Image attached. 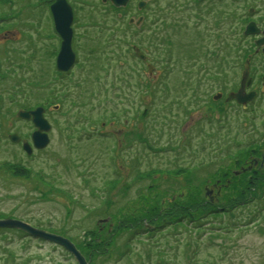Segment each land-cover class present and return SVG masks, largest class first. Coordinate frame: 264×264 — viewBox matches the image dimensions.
<instances>
[{"label": "rangeland", "instance_id": "rangeland-1", "mask_svg": "<svg viewBox=\"0 0 264 264\" xmlns=\"http://www.w3.org/2000/svg\"><path fill=\"white\" fill-rule=\"evenodd\" d=\"M47 1L0 0L7 127L26 100L32 108L49 98L53 103L44 115L52 125L45 150L26 156L17 146H0V163L19 162L46 180L0 170V219L69 239L88 264H264V213L258 225H249L264 208V59L247 66L249 59L237 58L238 47L253 45V39L239 38L254 21L248 11L257 6L263 14L264 0L231 2L228 41L210 44L208 63L205 56L189 58L193 48L186 43L162 44L154 60L157 72L167 70L161 80L166 88L149 81L133 52H145L146 36L143 26L129 28L128 20H137V1L146 0H130L119 11L102 0H67L78 60L69 74L55 68L60 41ZM10 37L15 43L5 41ZM33 46L37 58L15 53L23 49L29 56ZM219 59L227 75L222 80L211 76L222 72ZM252 68L258 70L256 99L246 107L226 102ZM218 93L223 97L214 101ZM260 197L259 203L205 217L210 209ZM0 264L77 263L59 246L0 230Z\"/></svg>", "mask_w": 264, "mask_h": 264}, {"label": "flooded vegetation", "instance_id": "flooded-vegetation-1", "mask_svg": "<svg viewBox=\"0 0 264 264\" xmlns=\"http://www.w3.org/2000/svg\"><path fill=\"white\" fill-rule=\"evenodd\" d=\"M54 1L55 0H50V1L48 0L47 2H50V5H51ZM232 1L234 0H172V3H165L166 0H146L144 1V8L141 9L142 12L138 15V18H137V20L141 19L142 21L141 24L139 26H135L134 24H132V25H128V27L135 28V27L143 26L144 33L146 36V49H145V52H143L144 60H140V59L139 60L141 62L143 61L144 64L146 65L149 81L150 82L153 81L156 86L158 85L157 86L158 88H166L168 85L161 81L163 80V77L166 78L167 70L164 69L161 72H157L158 65L156 64L154 60L155 54H156L155 52L157 50H160V47L162 46V44L166 45V43L168 42H178L180 47H183V44L186 43L187 45H190L191 48H193L192 51H189L190 53L188 54L189 58H197L198 56H200L201 58H204L205 56L206 59H204V61H206V63L210 62L211 57L209 58V55H207L208 51L210 50V44L213 43L214 41L223 40L224 43H225V40H226V43L228 41L226 32H227V35H229V31L227 30V27H226L227 26L226 21L230 20ZM243 1L245 2L246 0H243ZM140 2L141 1L139 2L137 1L136 7H138V3ZM162 2H164L165 5H163ZM0 7H2V5ZM256 8L257 6L250 7L249 10L251 9L254 10L253 14L255 15V17L253 19L257 27L263 30L264 29L263 14L264 13L260 15L261 12H259V10H256ZM255 11L258 12V14H256ZM170 16H172L173 19H169ZM130 19L131 18H129V20ZM129 20H128V23H129ZM262 20L263 22L261 23ZM245 27L246 25L244 26V29ZM0 28L1 29L3 28L2 24L0 25ZM244 29H243V32H244ZM243 32L241 35H239V38L243 37L245 40H248L249 38L253 39V45L250 46L252 48V54L248 56L249 61L247 62V66L249 64L252 66L253 61L256 58L264 59V56L262 54L263 47H261L259 51L256 52V47L254 43L256 40L260 38V36H253V37L246 38L243 35ZM215 35H217L218 37L215 38L214 37ZM27 37L29 36L22 38V40L23 39L28 40ZM3 39L4 38L1 37V32H0V44H3V41H1ZM10 39L11 37L5 41L11 44V43H15V41L17 40L15 38L13 40H10ZM15 50H16L15 53L17 54L19 58L23 57V58H28V59H34L38 57V55L36 54L39 53V51L37 50V47L35 46L29 47V50H28V52L31 53L30 55L32 57H30V55L26 56L23 49L15 48ZM58 51L59 49L57 50V53ZM166 51L168 52L169 55L171 54V51L170 52L168 50ZM176 56L181 58V55L177 52H176ZM76 59H77V56H76ZM221 60L222 59H219L217 63H220ZM251 66L249 67V69H251ZM149 67L151 68V72L149 71ZM175 67L178 70V66L176 65ZM220 67H221V63L217 71L220 70ZM5 69H6V66H4L0 60V146L2 143H4V148H5V144L8 143L7 144L8 146L14 145V146L19 147L22 150V144L24 142H27V143L31 142V134L34 131V126L31 121H23L18 118H11L10 121L12 123H8V127H7L6 125L7 114H5L6 113L5 98L7 94H5L6 92L5 87H6L7 79L9 78L3 77V75L5 74ZM252 71H254L253 75L250 76V72H249V76H248L251 79V84L249 88L247 89V92L254 91L255 87H257L258 85V82H256L258 70L255 68H252ZM157 73L159 74V77L155 78V75ZM174 74H175V71H174ZM202 74L207 76L209 75V72L204 68V70L202 71ZM214 75L217 76V77H214L215 79L222 80V77L220 76L221 73L219 74L212 73L211 76H214ZM206 76L204 79H207ZM226 76H223V78H225ZM260 79H261L260 86L264 88V75H262ZM180 84L182 85V83ZM239 85H240V82H239ZM187 86L189 87L191 86L190 88H193V89H199L198 84H195V83L191 84L190 82L187 84ZM219 95L222 96V94H219ZM27 98H29V96H27ZM228 103H232V102H228ZM15 104L16 106H20L22 103L18 101ZM126 122L127 120L124 121V124ZM11 127H14V129H11L10 131H8V129H10ZM23 127L27 128L26 131L21 130V128ZM3 128L5 129L3 130ZM51 129H52V125H51ZM11 135H16L19 138V142L17 144H12L10 142L9 137ZM1 150L2 149L0 148V152ZM255 162H256V165L259 164L258 161H255ZM261 166L263 167L264 164H261ZM210 197L212 198L213 202L214 200H216V198L213 197L212 191L210 193Z\"/></svg>", "mask_w": 264, "mask_h": 264}, {"label": "water", "instance_id": "water-1", "mask_svg": "<svg viewBox=\"0 0 264 264\" xmlns=\"http://www.w3.org/2000/svg\"><path fill=\"white\" fill-rule=\"evenodd\" d=\"M109 1L115 8H124L127 6L129 0H104V2ZM144 3L140 2L138 8L142 9ZM50 13L52 15L54 29L58 37L61 39L60 51L56 57V69L59 72L66 73L74 65L75 56L71 48L72 41V29L71 24L73 21V12L72 8L69 6L66 0H55L50 6ZM253 13V10H250V14ZM141 19L134 22L130 20V24L139 26L141 24ZM245 36H260L258 40L255 41L256 52L259 51L261 47L262 54L264 55V29H259L254 22H249L244 30ZM135 54L138 58L144 60V55L136 50ZM151 72V68L149 67ZM249 73L247 71L242 73L239 89L235 93L228 94L226 102L235 101L238 105H247L252 100L255 99V92H246V89L249 88L251 84V79L248 78ZM221 98V95L214 96V100ZM18 118L22 120L31 121L35 131L31 135V142L33 148L36 150H43L49 144L48 132L50 131V125L47 120L44 118L43 108H37L33 111H22L17 114ZM9 139L13 143L18 142V137L11 135ZM23 150L27 155H31L32 148L28 144L23 145ZM262 164L264 163V155L262 156ZM256 165V162L253 163ZM252 165L247 168L250 170ZM243 171L234 172L235 176H238ZM211 191L208 189L205 190L206 197L210 196ZM209 201L212 202V198L209 197ZM0 229H13L20 232H23L25 235L30 236L34 239H39L44 242H48L57 246H60L65 251H67L75 259L77 264H88L84 256L76 249L75 245L67 238H64L59 235L45 232L40 229L33 228L32 226L23 223L18 220L13 219H0Z\"/></svg>", "mask_w": 264, "mask_h": 264}, {"label": "trees", "instance_id": "trees-1", "mask_svg": "<svg viewBox=\"0 0 264 264\" xmlns=\"http://www.w3.org/2000/svg\"><path fill=\"white\" fill-rule=\"evenodd\" d=\"M256 12V11H255ZM242 23H243V21H241ZM241 40H243V41H245V42H247V40H245L243 37L242 38H240ZM238 49V51H239V54H238V57L237 58H242V59H244L245 61H247L248 59H249V55L250 54H252V48L250 47V46H248V45H246V46H242V47H238L237 48ZM220 70H222V72H221V77H223V76H226V73H225V71H223V70H225V68L223 67V68H220ZM214 77H217L216 75H214ZM29 91V90H28ZM28 91H26V93H28ZM191 93H194L195 92V90H192L191 89V91H190ZM29 93H32V91H29ZM30 96V95H29ZM18 102V101H17ZM16 102L14 101L13 102V104H15ZM53 103L51 102V99L49 98L48 100H47V103H46V105L43 103V106L44 107H48V106H50V105H52ZM22 105L23 104H21L20 106L22 107ZM15 106H16V104H15ZM31 106H30V102H28V100H26V103L24 104V106L22 107V108H24V109H29ZM114 119H118V118H114ZM125 121V120H124ZM223 148H226V149H229V146L228 145H224V146H222ZM202 166V165H201ZM201 166H199V167H201ZM199 167H196V168H193V169H200ZM264 167V166H263ZM262 168V167H261ZM0 170L1 171H4V172H6V173H9V175L10 176H14V178H17V179H20V178H23V177H25L24 179H33V178H36V177H39V178H41L42 180L44 179L40 174H36V177H34V173H31L30 172V170L27 168V167H25L23 164H21V163H9V162H5V163H2V164H0ZM184 170H187V169H184ZM154 171V170H153ZM153 171H150V172H148V173H151V172H153ZM246 172H249V171H246ZM148 173H145V175H147ZM150 175V174H149ZM27 176V177H26ZM45 180V179H44ZM46 181V180H45ZM263 194H264V192H263ZM257 200H259V201H257ZM263 199L260 197V199H254V198H252V199H250L249 201H247V202H242V203H239V204H236V205H234V206H232L231 208H220V209H210L209 210V212H207V214L205 215V217L206 216H218L220 213H222V214H225V213H228V212H231V210H235V209H237L238 207H240L239 205H241V204H243L244 206L245 205H247V204H251V203H253L254 201H256L257 203H259L260 201H262ZM210 203V202H209ZM261 213H264V208L262 209H260V214H258L257 216H256V218L254 219V220H252L251 222H250V226H254V225H258V223H259V220L262 218V214ZM3 217H5V216H3ZM184 219V218H183ZM180 221H182V218H181V220H179L177 223H179ZM200 226H202V225H199V227ZM242 227H244V226H242Z\"/></svg>", "mask_w": 264, "mask_h": 264}]
</instances>
